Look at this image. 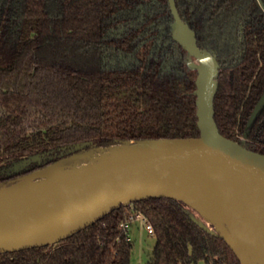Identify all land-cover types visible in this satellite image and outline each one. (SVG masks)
Returning a JSON list of instances; mask_svg holds the SVG:
<instances>
[{
  "label": "trees",
  "instance_id": "16d2710c",
  "mask_svg": "<svg viewBox=\"0 0 264 264\" xmlns=\"http://www.w3.org/2000/svg\"><path fill=\"white\" fill-rule=\"evenodd\" d=\"M176 4L218 61L220 132L264 153V105L247 126L264 92L263 8L258 0ZM173 20L169 0H0V183L84 141L90 148L199 135L196 71L171 35ZM134 211L154 228L147 264H242L225 237L167 196L54 246L0 254V264H133L134 240L121 223Z\"/></svg>",
  "mask_w": 264,
  "mask_h": 264
},
{
  "label": "water",
  "instance_id": "95a60500",
  "mask_svg": "<svg viewBox=\"0 0 264 264\" xmlns=\"http://www.w3.org/2000/svg\"><path fill=\"white\" fill-rule=\"evenodd\" d=\"M174 16L173 37L200 59L193 93L197 103V126L200 134L187 137L146 138L122 141L107 147L74 144L71 153L57 162L36 169L17 180H38L48 173L69 168L80 170L126 165V170L102 190L79 205L59 214L38 220L0 218V254L34 247L54 246L75 234L117 216L139 202L153 197L177 199L193 218L214 234L225 237L237 255L242 256L228 238L215 226L202 220L200 213L189 207L192 190L222 189L246 200L264 204V153L244 146L220 132L215 120V98L220 92L219 64L216 58L199 47L195 31L179 14L176 1L169 0ZM264 105V92L257 101L247 126ZM80 157L93 160L85 165L60 168L65 161Z\"/></svg>",
  "mask_w": 264,
  "mask_h": 264
},
{
  "label": "bare ground",
  "instance_id": "6f19581e",
  "mask_svg": "<svg viewBox=\"0 0 264 264\" xmlns=\"http://www.w3.org/2000/svg\"><path fill=\"white\" fill-rule=\"evenodd\" d=\"M127 167L87 168L46 181L6 186L0 190V218L38 220L69 210L102 190ZM187 202L217 224L246 264H264V204L222 189L202 188L192 190Z\"/></svg>",
  "mask_w": 264,
  "mask_h": 264
},
{
  "label": "rangeland",
  "instance_id": "374dc122",
  "mask_svg": "<svg viewBox=\"0 0 264 264\" xmlns=\"http://www.w3.org/2000/svg\"><path fill=\"white\" fill-rule=\"evenodd\" d=\"M193 61L195 63H199L198 59H194ZM91 160H93L91 157H87V158L77 157L72 160L65 161V163L60 168L85 165ZM78 169L79 168L73 167V168L62 170V171L51 172L41 179L19 181L13 186L21 185V184L28 183V182H36L39 180L46 181V180L55 178L56 176H60L61 174L65 175V173L74 174L80 171V169L79 170ZM9 187H12V186H9ZM189 204H190V208H192L194 212L201 214L203 221H205L208 225L215 226L217 230H220L217 224L213 222L211 223L210 221H208L195 206H193L191 203ZM133 214H135V222L134 223L132 222L130 225L131 237L134 240V248H133V256H132L133 264H147V261L151 257V251H152V248L155 242V238L152 235H150L146 229L147 220L144 217V215L136 211H134ZM198 264H206V263L204 261H200Z\"/></svg>",
  "mask_w": 264,
  "mask_h": 264
},
{
  "label": "flooded vegetation",
  "instance_id": "af4514ba",
  "mask_svg": "<svg viewBox=\"0 0 264 264\" xmlns=\"http://www.w3.org/2000/svg\"><path fill=\"white\" fill-rule=\"evenodd\" d=\"M176 1V0H175ZM170 2V1H169ZM258 2L260 3V5H261V7L263 8V10H264V4H263V2H262V0H258ZM177 5V4H176ZM171 8V7H170ZM178 8V7H177ZM172 11V10H171ZM179 11V10H178ZM173 14V13H172ZM180 14V13H179ZM181 16V15H180ZM182 17V16H181ZM173 18H174V16H173ZM183 19V18H182ZM184 20V19H183ZM185 21V20H184ZM173 22H174V20H173ZM172 22V23H173ZM186 22V21H185ZM188 23V22H187ZM189 24V23H188ZM189 26H190V24H189ZM191 27V26H190ZM192 28V27H191ZM193 29V28H192ZM194 30V29H193ZM195 31V30H194ZM195 33H196V31H195ZM171 35H172V24H171ZM172 37H173V35H172ZM173 39L177 42V44H178V47H181V48H183L184 50H186L174 37H173ZM196 39H197V34H196ZM197 43H198V40H197ZM199 45V44H198ZM199 47L200 48H202L200 45H199ZM203 49V48H202ZM203 50H205V49H203ZM214 56V55H213ZM215 57V56H214ZM184 58H187L186 59V66H187V68H188V70H191V71H196V77H195V79L197 78V75H198V69L197 68H194L193 67V64L195 63L194 61H193V59L192 58H194L193 56H191L188 52H187V50H186V55H184ZM197 64V63H196ZM219 72H220V69H219ZM219 77V76H218ZM195 79H193V85H194V82H195ZM220 83V82H219ZM194 90V89H193ZM240 137H241V139L242 140H244V141H246V140H249V138H248V136L247 135H244V134H242V135H240ZM200 261H204V260H200ZM199 261V262H200ZM205 262V261H204ZM206 263V262H205ZM207 264V263H206Z\"/></svg>",
  "mask_w": 264,
  "mask_h": 264
},
{
  "label": "built area",
  "instance_id": "2783aa9c",
  "mask_svg": "<svg viewBox=\"0 0 264 264\" xmlns=\"http://www.w3.org/2000/svg\"><path fill=\"white\" fill-rule=\"evenodd\" d=\"M146 220H147V218H146ZM132 222L133 223L135 222V214H133V213H131L129 215V217H127L126 220L122 221V223H121V226H127L128 227L130 236H131V233H130V225H131ZM146 229H147V231H148V233L150 235H153L154 234V228H153L152 224L148 220L146 222Z\"/></svg>",
  "mask_w": 264,
  "mask_h": 264
}]
</instances>
